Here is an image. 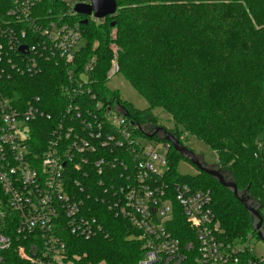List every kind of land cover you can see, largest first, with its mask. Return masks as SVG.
Here are the masks:
<instances>
[{"label": "built area", "instance_id": "1", "mask_svg": "<svg viewBox=\"0 0 264 264\" xmlns=\"http://www.w3.org/2000/svg\"><path fill=\"white\" fill-rule=\"evenodd\" d=\"M91 4L0 0V264H76L65 233L107 235L108 213L136 230L138 264H264L253 235H225L211 190L170 178L164 131L154 134L94 91L96 59L79 62L81 25L107 17L76 10ZM52 66L56 116L41 96L12 90ZM117 70L114 60L111 78ZM180 217L193 232L185 241L176 234Z\"/></svg>", "mask_w": 264, "mask_h": 264}, {"label": "trees", "instance_id": "2", "mask_svg": "<svg viewBox=\"0 0 264 264\" xmlns=\"http://www.w3.org/2000/svg\"><path fill=\"white\" fill-rule=\"evenodd\" d=\"M116 1L115 15L81 25L86 42L79 62L96 59L94 91L142 124L162 127L181 141L186 132L207 143L217 155L216 167L240 194L247 190L248 203L264 217V0ZM114 60L117 74L147 100V109L135 108L109 87ZM57 74L52 66L33 78L21 77L12 90L41 96L56 116ZM157 108L170 116L172 127L161 123ZM180 156L185 157L172 147L170 178L211 190L225 235L257 234L258 219L233 191L203 171L182 175ZM102 220L107 235L86 240L65 233L69 252L79 255L76 264H138L143 251L136 230L111 213ZM176 224L182 241L193 235L185 218Z\"/></svg>", "mask_w": 264, "mask_h": 264}, {"label": "rangeland", "instance_id": "3", "mask_svg": "<svg viewBox=\"0 0 264 264\" xmlns=\"http://www.w3.org/2000/svg\"><path fill=\"white\" fill-rule=\"evenodd\" d=\"M86 38L83 34V38L80 45L85 44ZM109 87L116 90L123 101H127L139 110H145L149 104L147 100L135 89V87L122 75L115 74L112 76ZM161 118V123L167 127H172L173 123L169 120L170 116L163 110L157 108L154 110ZM183 143L189 147L195 155L202 160L205 166L216 167L217 155L211 149V147L204 141L198 139L193 135H188L186 132L183 134ZM177 170L182 175L196 176L200 170L192 163L188 158L179 157L177 161ZM230 179V178H229ZM228 180V179H227ZM253 204V202H252ZM253 235L251 240V246L257 255H261L264 252V240H262L258 234L250 233ZM104 264V263H101Z\"/></svg>", "mask_w": 264, "mask_h": 264}, {"label": "water", "instance_id": "4", "mask_svg": "<svg viewBox=\"0 0 264 264\" xmlns=\"http://www.w3.org/2000/svg\"><path fill=\"white\" fill-rule=\"evenodd\" d=\"M91 5H78L76 10L79 13L91 16L94 14L97 18H105L110 15H115L118 11V3L116 0H91ZM88 19L83 21V24H88ZM115 22L112 23V26ZM25 46L20 48L24 51ZM160 130L164 131V139L170 141L173 147L186 158H188L192 163H194L200 171L206 172L209 175L216 178L224 187L231 189L234 195L243 203V205L248 209V211L256 216L258 222L255 224V230L258 236L264 240V217L260 214L257 207L252 206L248 203L249 196L246 195L247 190L244 194H240L237 184L234 181L227 180L222 174L221 170L217 167L205 166L202 160L198 158L195 153L187 147L181 140H179L172 132L163 129L162 127H156L154 134L158 133Z\"/></svg>", "mask_w": 264, "mask_h": 264}]
</instances>
